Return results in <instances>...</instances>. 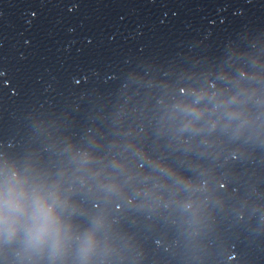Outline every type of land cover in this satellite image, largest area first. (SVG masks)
I'll use <instances>...</instances> for the list:
<instances>
[{
  "label": "clouds",
  "instance_id": "obj_1",
  "mask_svg": "<svg viewBox=\"0 0 264 264\" xmlns=\"http://www.w3.org/2000/svg\"><path fill=\"white\" fill-rule=\"evenodd\" d=\"M7 203L13 210H19L21 207L18 201L14 198L9 199ZM37 217L38 219H41L43 221L38 229V231L42 234L46 230L48 225L53 222L51 208L45 206L42 202L37 201Z\"/></svg>",
  "mask_w": 264,
  "mask_h": 264
}]
</instances>
